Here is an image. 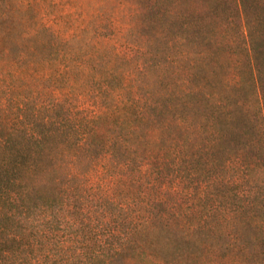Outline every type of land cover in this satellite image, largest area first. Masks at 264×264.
<instances>
[{
  "label": "trees",
  "instance_id": "16d2710c",
  "mask_svg": "<svg viewBox=\"0 0 264 264\" xmlns=\"http://www.w3.org/2000/svg\"><path fill=\"white\" fill-rule=\"evenodd\" d=\"M78 2L0 0V264H264V64L247 32V71L215 78L227 40L207 8L188 22L165 1L148 34L147 0Z\"/></svg>",
  "mask_w": 264,
  "mask_h": 264
},
{
  "label": "rangeland",
  "instance_id": "374dc122",
  "mask_svg": "<svg viewBox=\"0 0 264 264\" xmlns=\"http://www.w3.org/2000/svg\"><path fill=\"white\" fill-rule=\"evenodd\" d=\"M101 2V0H84V2ZM166 2H169V0H165ZM165 1L162 0L160 3L156 2V0H147V2H150L151 6L146 11V16L149 21L151 22L150 27L145 28V33L152 34L155 32L157 28H161L164 26V11L165 9ZM183 12L184 19L189 20L194 15V11L203 6L204 8H207V11H209V14L214 17H221L222 23L220 24L219 32L221 31L222 34L225 37V40L229 41L230 45H233V49L223 46L220 47V52L217 55V58L219 59L220 63L216 65V68L214 70L215 78L216 76L219 78H223V76H234L238 73L235 70L231 71V64L238 63L239 66L243 65V72H246L245 69V61H244V50L240 47L245 46L244 43L240 44V40L242 39V33L241 32H247L248 36L250 37L249 42L252 44L254 50H256V53L258 56L262 58L263 61H261L264 64V0H183ZM76 4L79 5L78 0H74ZM198 2H201L202 5L197 4ZM71 5V3H70ZM153 5V7H152ZM57 7L60 8V10L65 9L69 12H74L67 4L57 2ZM203 16L199 23L193 24L192 30L198 31V29H205L207 27H210L213 23H211L210 26H207V23L203 22ZM207 22H211V18L206 19ZM240 22L246 23V26L240 25ZM190 24V23H189ZM242 26V27H241ZM179 30L182 34L185 36L189 33V27L185 25L183 28L176 29ZM173 34V31H170ZM175 37L176 41L178 42L176 45H174V49L172 48V51L175 50L176 53H179L183 42H185L183 39H177L181 34L178 32H175L174 35H167L166 38ZM184 36V37H185ZM236 36V39L233 37ZM198 47H200V42L197 43ZM228 46V45H227ZM238 53H242L238 56ZM185 62V61H184ZM206 71H208V75L211 74V71L213 67L209 64L204 63L202 66ZM165 71V77L164 80L167 83H171L173 74L168 71L167 67L164 69ZM246 70V71H245ZM251 75L250 73L243 75V80L248 81L250 79ZM165 104V102H164ZM166 108V107H165ZM181 110V109H176ZM233 145H236V141L233 142Z\"/></svg>",
  "mask_w": 264,
  "mask_h": 264
}]
</instances>
